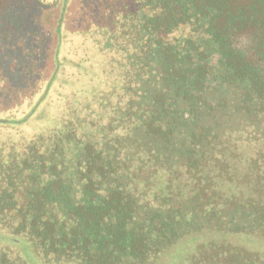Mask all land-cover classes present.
<instances>
[{"label": "trees", "instance_id": "obj_1", "mask_svg": "<svg viewBox=\"0 0 264 264\" xmlns=\"http://www.w3.org/2000/svg\"><path fill=\"white\" fill-rule=\"evenodd\" d=\"M215 212L264 228V0H0V231L150 264ZM241 253L199 264H264Z\"/></svg>", "mask_w": 264, "mask_h": 264}, {"label": "rangeland", "instance_id": "obj_2", "mask_svg": "<svg viewBox=\"0 0 264 264\" xmlns=\"http://www.w3.org/2000/svg\"><path fill=\"white\" fill-rule=\"evenodd\" d=\"M53 120V118H50V122H53ZM259 144H263V140H261ZM222 179L223 175L218 174L211 178L213 195L219 197L217 200L218 202L221 199L220 206H217V204L214 206V209L217 206V210L221 209V205L225 204V202L231 200L229 199L231 192H234L235 195L237 194L236 189L233 190L232 182H228L230 188L228 185H219ZM239 189L242 193L246 192L247 186L242 184ZM230 190L233 191L230 192ZM235 201H237V203L233 204V207L236 208L237 211L242 209L243 213L245 205L238 197H236ZM251 201H256V204L249 203V206L253 207V205H255L256 210L259 211L263 209L261 199H254ZM212 202L215 201L212 199ZM206 210L207 209H205V211ZM215 214L216 216H214V219H211V223L205 221L200 224L199 229L196 228L193 231L189 229L188 232L186 231L176 238V240L172 241L163 248L162 251L156 254V257H154L150 264H199V262L203 263L208 257L212 258V256H215L216 260V258L226 255L229 251H232L236 258H241V250L242 252L256 255L257 258L264 256V228L259 227L262 220L256 221L251 231L241 229L240 227L245 226L239 224L236 225V230L229 229L224 232L220 229L221 224L216 223L221 215L217 212H215ZM0 246L11 249V251L18 256L20 261L19 264H78L76 262H44L36 255L28 241L23 237L19 235H10L4 231H0Z\"/></svg>", "mask_w": 264, "mask_h": 264}, {"label": "flooded vegetation", "instance_id": "obj_3", "mask_svg": "<svg viewBox=\"0 0 264 264\" xmlns=\"http://www.w3.org/2000/svg\"><path fill=\"white\" fill-rule=\"evenodd\" d=\"M184 208H186V206H184ZM188 208H190V206L188 205Z\"/></svg>", "mask_w": 264, "mask_h": 264}]
</instances>
